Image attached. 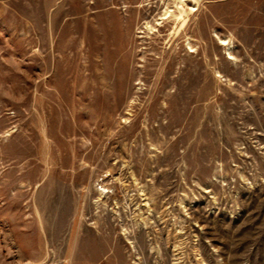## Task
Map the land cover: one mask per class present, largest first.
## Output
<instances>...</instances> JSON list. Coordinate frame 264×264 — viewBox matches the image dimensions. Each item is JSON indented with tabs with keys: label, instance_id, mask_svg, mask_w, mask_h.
<instances>
[{
	"label": "rangeland",
	"instance_id": "374dc122",
	"mask_svg": "<svg viewBox=\"0 0 264 264\" xmlns=\"http://www.w3.org/2000/svg\"><path fill=\"white\" fill-rule=\"evenodd\" d=\"M0 264H264V0H0Z\"/></svg>",
	"mask_w": 264,
	"mask_h": 264
},
{
	"label": "bare ground",
	"instance_id": "6f19581e",
	"mask_svg": "<svg viewBox=\"0 0 264 264\" xmlns=\"http://www.w3.org/2000/svg\"><path fill=\"white\" fill-rule=\"evenodd\" d=\"M182 3L184 2V1H186V0H180ZM191 1V0H190ZM192 1H196V0H192ZM196 8L194 7V5H192L191 7H189V10H195ZM185 12V9L182 7V6H180V16L183 14ZM185 21V19L183 18V20H182V22H184ZM150 27V26H149ZM218 42L220 43V44H222V45H227L228 44V40L227 39H223V38H219L218 39ZM189 51H192V49H189ZM227 58H233V56L230 54V52H227Z\"/></svg>",
	"mask_w": 264,
	"mask_h": 264
}]
</instances>
